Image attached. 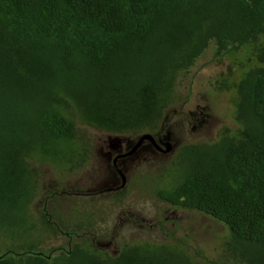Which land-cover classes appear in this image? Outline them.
<instances>
[{"label":"trees","instance_id":"16d2710c","mask_svg":"<svg viewBox=\"0 0 264 264\" xmlns=\"http://www.w3.org/2000/svg\"><path fill=\"white\" fill-rule=\"evenodd\" d=\"M244 49L250 68L239 80L212 83L235 93L236 128L183 145L171 185L157 192L229 232L218 259L194 251L204 264H264V0H0V264L188 262L150 242L100 249L90 234L102 215L88 200L45 194L44 181L87 169L88 129L162 138L197 62ZM60 237L69 247L47 248Z\"/></svg>","mask_w":264,"mask_h":264},{"label":"rangeland","instance_id":"374dc122","mask_svg":"<svg viewBox=\"0 0 264 264\" xmlns=\"http://www.w3.org/2000/svg\"><path fill=\"white\" fill-rule=\"evenodd\" d=\"M249 64L248 49L222 59H217L210 50L200 59L184 80V99L169 112L163 125L161 136L170 143L171 152L162 153L147 141L133 156L119 160L118 167L125 176L124 187H121L122 178L113 159L128 152L139 137L88 129L93 145L90 165L74 180L64 183L47 171L44 193H54L62 199L78 197L90 201V212L103 217L90 237L96 246L112 255H116L125 242H150L183 251L188 262L177 257L179 261L174 255L180 264L209 261L193 256L195 250L210 261L218 259L229 233L224 225L201 213L173 208L161 202L157 192L171 185L177 152L183 145L214 143L225 128H236L235 93H218L212 89V83L228 74H231V82H237L241 73L250 68ZM162 147L165 149L164 145ZM117 194H121V202L113 203ZM56 197L48 204L36 201L34 212L38 214L44 207L50 211ZM70 243V239L60 237L46 241L45 245L47 248L69 247Z\"/></svg>","mask_w":264,"mask_h":264},{"label":"water","instance_id":"95a60500","mask_svg":"<svg viewBox=\"0 0 264 264\" xmlns=\"http://www.w3.org/2000/svg\"><path fill=\"white\" fill-rule=\"evenodd\" d=\"M147 141L150 142L158 151H160L162 153L168 154L172 150V147H171L169 142H166L164 144L165 149H161L160 146L157 144L156 139L152 135L144 134V135L139 137L134 148L130 152L125 154L123 157H128V156L133 155L136 152V150L139 149ZM117 159H119V157ZM116 160H115V162H116ZM124 185H125V176H123V186L122 187H124Z\"/></svg>","mask_w":264,"mask_h":264},{"label":"flooded vegetation","instance_id":"af4514ba","mask_svg":"<svg viewBox=\"0 0 264 264\" xmlns=\"http://www.w3.org/2000/svg\"><path fill=\"white\" fill-rule=\"evenodd\" d=\"M156 142H157V144L160 146V148L161 149H163V147H162V145H164L166 142L165 141H163V139L162 138H160V139H156ZM136 145V144H135ZM134 145V146H135ZM144 145V144H143ZM142 145V146H143ZM134 146L128 151V152H130L133 148H134ZM142 146L139 148V149H141L142 148ZM154 147V146H153ZM155 148V147H154ZM139 149H137L136 150V152L135 153H137L138 151H139ZM128 152H125L124 154L122 153V154H119V155H117L114 159H113V165H114V167H115V169H116V171H117V173L121 176V178H122V186H123V176H124V174H123V172H122V170L121 169H119V167H118V162H119V160H122V159H124V158H127V157H123L125 154H127ZM134 153V154H135ZM133 154V155H134ZM133 155H131V156H133ZM119 157V159H117ZM128 157H130V156H128ZM117 159V160H116ZM115 160H116V162H115ZM121 186V187H122Z\"/></svg>","mask_w":264,"mask_h":264}]
</instances>
